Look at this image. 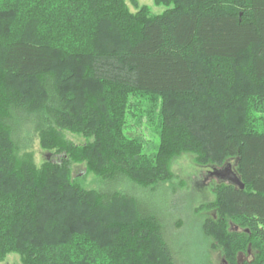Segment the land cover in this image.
Returning a JSON list of instances; mask_svg holds the SVG:
<instances>
[{"label":"trees","instance_id":"obj_1","mask_svg":"<svg viewBox=\"0 0 264 264\" xmlns=\"http://www.w3.org/2000/svg\"><path fill=\"white\" fill-rule=\"evenodd\" d=\"M131 1L0 0V264H176L147 200L184 152L235 164L245 186L217 183L202 231L223 264H264V0ZM26 128L60 159L38 166Z\"/></svg>","mask_w":264,"mask_h":264},{"label":"rangeland","instance_id":"obj_2","mask_svg":"<svg viewBox=\"0 0 264 264\" xmlns=\"http://www.w3.org/2000/svg\"><path fill=\"white\" fill-rule=\"evenodd\" d=\"M137 1L140 7L148 6L153 15L162 13L167 8L165 5L155 4L154 0ZM126 2L131 11H137L138 8L132 4L131 0H126ZM128 129V136L138 135L149 141L147 152L156 150L160 137L155 126L147 121L137 126V123L131 120ZM66 135L78 144L85 142L82 136L70 132ZM22 140L23 146L26 144L25 151L32 152L38 166H41L46 158L60 159L59 156L52 157L41 146L39 137L30 132V129L23 130ZM171 166L174 174L172 181L160 188L159 193L151 195L147 203L162 214L163 220L169 227L170 245L175 251L176 264H223L222 250L215 245L211 237L206 236L202 231L204 220L212 216L214 212L210 209H201V206L216 200L218 180L208 175L211 167L201 165L196 161L195 155L190 152H184L176 157ZM73 175L84 177L82 184L87 188L98 187L99 182L93 174L85 175L83 164L73 165ZM142 197L146 199L147 194ZM176 220H183L182 225L177 229L174 228ZM253 256L251 251L250 254L245 255V258L251 259ZM1 264L22 263L18 254L10 253Z\"/></svg>","mask_w":264,"mask_h":264},{"label":"water","instance_id":"obj_3","mask_svg":"<svg viewBox=\"0 0 264 264\" xmlns=\"http://www.w3.org/2000/svg\"><path fill=\"white\" fill-rule=\"evenodd\" d=\"M209 174L215 177L219 182L233 184L235 186L240 185L241 188L245 186L236 171L235 164L231 162L226 161L221 167H213Z\"/></svg>","mask_w":264,"mask_h":264},{"label":"flooded vegetation","instance_id":"obj_4","mask_svg":"<svg viewBox=\"0 0 264 264\" xmlns=\"http://www.w3.org/2000/svg\"><path fill=\"white\" fill-rule=\"evenodd\" d=\"M212 168H213V167H211V169L209 170V172H211ZM209 172H208V175L211 176V175L209 174Z\"/></svg>","mask_w":264,"mask_h":264},{"label":"bare ground","instance_id":"obj_5","mask_svg":"<svg viewBox=\"0 0 264 264\" xmlns=\"http://www.w3.org/2000/svg\"><path fill=\"white\" fill-rule=\"evenodd\" d=\"M173 188H175V187H173Z\"/></svg>","mask_w":264,"mask_h":264},{"label":"crops","instance_id":"obj_6","mask_svg":"<svg viewBox=\"0 0 264 264\" xmlns=\"http://www.w3.org/2000/svg\"><path fill=\"white\" fill-rule=\"evenodd\" d=\"M215 178V177H214ZM219 182V181H218Z\"/></svg>","mask_w":264,"mask_h":264}]
</instances>
